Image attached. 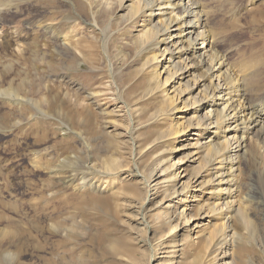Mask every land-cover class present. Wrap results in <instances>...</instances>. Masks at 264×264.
<instances>
[{"label":"rangeland","instance_id":"rangeland-1","mask_svg":"<svg viewBox=\"0 0 264 264\" xmlns=\"http://www.w3.org/2000/svg\"><path fill=\"white\" fill-rule=\"evenodd\" d=\"M196 1L227 36L217 50L232 68L264 60L263 0ZM0 2V264H264L263 137L249 143L254 160L239 177L236 156L209 155L218 144L237 153L236 124L223 133L203 120L230 113V97L194 105L202 83L172 105L166 98L214 65L208 54L202 70L164 84L167 67L193 62L176 42L141 46L151 28L144 0ZM166 46L173 57H162ZM250 76L247 100L261 101L264 72ZM184 130L182 141L171 135ZM235 215L244 227H232Z\"/></svg>","mask_w":264,"mask_h":264},{"label":"bare ground","instance_id":"bare-ground-1","mask_svg":"<svg viewBox=\"0 0 264 264\" xmlns=\"http://www.w3.org/2000/svg\"><path fill=\"white\" fill-rule=\"evenodd\" d=\"M257 1L258 0H256V2ZM117 7L119 9L121 6H117ZM122 8L124 9V6ZM131 8L134 11L135 15L139 12V6H135ZM157 8L159 12L162 14H156ZM253 9L254 8L250 9L249 11H254ZM261 11L263 13L264 8H261ZM141 17H144L145 19L147 18V21L150 22V26H151V28L148 29V31L144 34L145 36L142 39L143 41L141 40L142 41L141 46L144 47V49L147 50L148 48L156 47L160 44H167L168 41H171V43L176 42L175 44L176 45L180 44L179 46L181 47V48L180 47L177 48H179V50H181V52L184 55H187L185 60L189 61L190 63L193 62L192 67L190 68L188 65L180 66V63H175L174 64L175 71L173 70L174 72L171 70V67H167L165 69L166 70L165 73L167 72L169 73V75L166 76L164 80V84L167 83L174 76L181 77V76H185L186 74H189L190 70L196 68L197 69L200 68L202 70V67L206 66L205 64H207L205 62L206 54L210 56V61L214 65L209 66L199 75L194 76V79L197 81V83L196 81L195 82L188 81L186 83V86L180 84L178 88L180 89L179 92L178 89H174L171 92L170 90H172L173 88L172 87H171L172 89L168 88V90H166L167 92L166 98L168 103L172 105L177 100H179L183 94H190V92L195 90L194 87H196L197 90L199 87L202 86V83H203V91H201L198 95L202 96V94H205V96H202V98H198V99H191V102L192 100H196L193 103L194 105L203 103L205 105H209L210 107H217L218 101L221 100V95L230 97L227 99V101H225L227 103H229V101L232 102L229 107V110L231 111L230 113L226 112L225 114H223V111L216 109L215 111H210V112H214L213 117L215 118V121H212L213 119L211 120L209 113L205 117H203V120L206 121L204 123V126L216 125L218 129L223 130V133L227 131L226 130L227 126L232 127V125L230 126L228 124L230 120L233 121L232 124H236L235 128H233L232 130L233 132L234 131L236 133L238 132V135H240L235 138L236 144H238V146L236 147V150L238 149L237 153L234 155L231 154L233 152L231 150L233 144H230L229 147L228 146L226 147L222 144H218L217 147H211L209 149V155L211 154L212 155L211 157L215 158V160H217L218 158H223V160L229 164L234 163V160L232 158L233 156H236V158L238 159V164H240L241 167V169H238V171L240 172L239 177L243 178V176L246 174L245 166L248 164L250 165V163H252V159L254 160V154L251 150H249V143L258 142L260 141L261 137H263V142H264V99H261L259 97L261 101H257L258 99H255L254 102L247 100V92L245 91L246 90L245 86H243V81L246 80L244 78V75L246 73H250L251 74L250 77L257 78L260 75V73H262V71L264 72V62H263L264 60H262L261 58L256 59L257 62H253V65L248 66V68L245 69L244 71H237L234 68H232L230 64L227 62L226 55L221 53V51L217 50V47L220 44L222 45L223 43H225L227 36L220 35L217 31H214L211 29V27H209L208 15L203 10L200 2L196 0H144L143 12L141 13ZM153 17H155V19L158 18V24L152 25ZM165 17L166 20L164 21ZM145 23L146 22H144L143 25H145ZM199 29H203L204 33L199 32ZM194 35H197L196 38H194ZM200 39H201V43L204 44V50H206L205 54L201 53V49L198 46ZM175 51L171 52L169 48L166 46L164 50L161 51L162 52L161 54L162 57H165L166 54L169 53L173 57V55H175ZM188 56H192V59L190 60L189 58L191 57ZM253 56L259 57L262 56V54H259V52H255ZM216 66H218V69L216 70L217 72L216 78L218 77L222 79L221 82L223 83V85L222 83L215 84V82H213V79L215 78ZM225 68L226 70L224 71ZM227 90L229 92H226ZM176 92L178 93L177 95ZM169 94L172 96H170ZM237 97L238 100L237 101L234 100ZM232 115L233 118H231ZM185 131L187 130L180 131V133L174 132L171 133V135L176 136V138L177 137L180 138L179 141H182L183 139L181 138L185 136L183 135ZM211 162L212 160L210 161L208 160L207 163H202L200 169L205 168L206 165H208V163L210 164ZM176 164H181V163H177L176 161L175 165ZM226 170H227L226 178L230 179L234 174L232 171V167ZM178 177H180L179 174L176 175V178ZM151 178L152 176L148 177L147 179L150 180ZM147 179L146 182L149 183V180ZM190 180L191 178H189V182ZM227 182L229 183L231 181L228 180ZM189 188L191 189L193 188V186L192 187L190 185L185 186L182 193L180 194H183V192H185ZM191 197L188 199L190 200ZM247 197L250 198L249 200L253 198H257V196L255 197L254 194H248ZM258 199L262 200L261 198ZM189 200L187 201V203L190 202ZM245 200L247 203L249 202V200L247 199ZM211 211L215 212L216 209L211 208ZM239 216L242 217L244 215H239ZM239 216L238 215L234 216V219L232 221V227L233 226L235 227L237 225L244 227V224ZM177 218L178 217L175 216V218L174 219L172 218L170 221L177 220ZM192 218L193 217L187 218L186 216L185 218L183 216L180 217V219L186 220L187 222L190 221ZM249 225L250 224L248 223L247 228L245 229L249 230L250 229ZM178 227L179 226H177L176 229ZM224 227L225 225H222V228L220 230H214L209 234L207 241L208 245L205 247L206 249H209L212 243L215 242V240L218 239V237L223 234ZM257 231L258 233L260 232L259 227ZM191 238L192 237H186L184 240H190ZM244 252H245L244 247L239 246L238 256H241ZM196 261L198 260L195 259L194 261L195 264Z\"/></svg>","mask_w":264,"mask_h":264}]
</instances>
